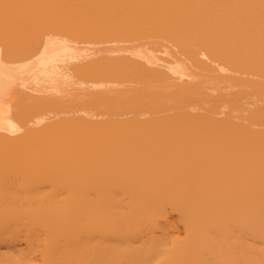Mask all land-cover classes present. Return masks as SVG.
Listing matches in <instances>:
<instances>
[{"label": "bare ground", "instance_id": "bare-ground-1", "mask_svg": "<svg viewBox=\"0 0 264 264\" xmlns=\"http://www.w3.org/2000/svg\"><path fill=\"white\" fill-rule=\"evenodd\" d=\"M0 264H264V0H0Z\"/></svg>", "mask_w": 264, "mask_h": 264}]
</instances>
